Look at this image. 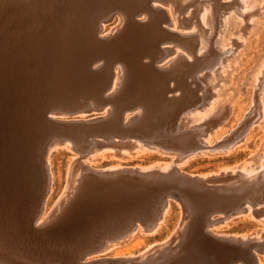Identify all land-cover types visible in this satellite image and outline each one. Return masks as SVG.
<instances>
[{
    "label": "rangeland",
    "instance_id": "rangeland-1",
    "mask_svg": "<svg viewBox=\"0 0 264 264\" xmlns=\"http://www.w3.org/2000/svg\"><path fill=\"white\" fill-rule=\"evenodd\" d=\"M18 2L0 0V14L11 20ZM95 2L92 17L114 14L102 36L128 18L147 21L151 8L166 19L132 27L113 48L112 88L77 85L65 101L76 109L54 115L76 125L48 153L52 185L40 217L38 192L0 187V260L264 264V0ZM36 5L25 6L22 30L34 28ZM151 57L155 76L140 66ZM90 168L80 203L59 220Z\"/></svg>",
    "mask_w": 264,
    "mask_h": 264
},
{
    "label": "water",
    "instance_id": "water-1",
    "mask_svg": "<svg viewBox=\"0 0 264 264\" xmlns=\"http://www.w3.org/2000/svg\"><path fill=\"white\" fill-rule=\"evenodd\" d=\"M35 3L34 11L38 15L33 17L29 13L35 26L22 30L25 6L31 8ZM96 3L95 0H21L9 7L14 14L11 20L5 18L4 13L0 14V187L8 183L17 189L23 187L29 190L31 197L38 192L36 219L41 215L52 185L46 161L48 153L54 144L72 139L71 131L76 125L54 115L76 109L65 101L76 87L83 88L82 83L86 81L103 80L107 90L112 88L114 68L109 54L113 48L132 27L146 31L155 25L158 16L166 19L164 9L151 8L147 21L128 18L127 25L120 31L102 36L104 22L114 14L104 8L92 17L91 9ZM49 65H57L59 72ZM140 66L154 76L159 72L154 57L140 61ZM123 91L111 99L119 98ZM78 148L84 152L82 147ZM37 161L42 165L41 176H38ZM90 175L91 168L59 220L80 203L88 189Z\"/></svg>",
    "mask_w": 264,
    "mask_h": 264
},
{
    "label": "bare ground",
    "instance_id": "bare-ground-1",
    "mask_svg": "<svg viewBox=\"0 0 264 264\" xmlns=\"http://www.w3.org/2000/svg\"><path fill=\"white\" fill-rule=\"evenodd\" d=\"M179 65H180V64H179ZM181 66H182V65H181ZM177 69H178V68H177ZM151 81H153V80H151ZM154 81H156V79H154ZM157 82H159V81H157ZM157 82H156V83H157ZM154 84H155V83H154ZM151 85H152V84H151ZM156 85H157V84H156ZM158 86H159V85H158ZM158 86H157V88H158ZM161 87H162V84H161ZM145 88H146V87H145ZM162 89H163V88H162ZM160 93H161V92H160ZM162 94H163V93H162ZM164 95H165V94H164ZM164 95H163V96H164ZM157 96H159V94H158ZM157 96H156V100H157ZM159 97H161V96H159ZM165 97H166V96H165ZM182 97H183V96H182ZM154 98H155V97H154ZM173 98H174V97H173ZM178 98H179V97H178ZM180 98H181V97H180ZM171 99H172V98H171ZM160 100H161V99H160ZM160 100H159V98H158V101H160ZM178 100H180V99H178ZM166 101H167V100H166ZM174 101L176 102L177 100H174ZM164 102H165V101H164ZM169 102H170V101H169ZM169 102H168V103H169ZM157 103H159V102H157ZM157 103H155V104H157ZM168 103H167V104H168ZM178 103H179V102H178ZM162 104H164V103H162ZM162 104H161V105H162ZM169 104H170V103H169ZM172 104H174V103H172ZM161 105H160V107H161ZM170 105H171V104H170ZM174 105H175V104H174ZM158 106H159V104H158ZM163 106H164V105H163ZM171 106H172V105H171ZM164 107H165V106H164ZM167 107H168V106H167ZM172 107H173V106H172ZM175 107H176V106H175ZM158 108H159V107H158ZM165 108H166V107H165ZM169 108H170L171 110H173L171 107H169ZM160 110H161V109H160ZM151 111H152V110H151ZM166 111H167V110H166ZM149 112H150V111H149ZM164 112H165V111H164ZM164 112H163L162 114H164ZM172 112H173V111H172ZM170 114H171V113H170ZM160 115H161V113H160ZM164 115H166V114H164ZM158 116H159V115H158ZM161 116H162V115H161ZM161 116H160V117H161ZM168 116H169V114H168ZM164 117H165V116H164ZM252 123H253V122H252ZM244 124H245V122H244ZM142 125H143V124H142ZM148 125H149V124H148ZM245 129H246V128H245ZM236 137H237V136H236ZM231 138H232V137H231ZM226 140H227V139H226ZM229 140H230V139H229ZM229 140H228V141H229ZM224 141H225V140H224ZM181 176H182V175H181ZM184 178H185V177H184ZM173 179H174V178H173ZM178 179H179V178H178ZM145 180H146V179H145ZM174 180H175V179H174ZM181 180H182V178H181ZM90 181H91V180H90ZM92 181H93V180H92ZM92 181H91V182H92ZM141 182H142V181H141ZM144 187H145V186H144ZM183 190H184V189H183ZM124 193H125V192H124ZM203 193H204V192H203ZM131 194H132V193H131ZM207 194H208V193H207ZM184 196H185V195H184ZM186 197H187V196H186ZM188 199H189V198H188ZM222 205H223V204H222ZM124 210H125V209H124ZM259 259H260V258H259ZM260 260H261V259H260ZM250 262H252V261H250ZM259 262H261V261H259ZM0 264H10V263L5 262V261H1V260H0Z\"/></svg>",
    "mask_w": 264,
    "mask_h": 264
}]
</instances>
